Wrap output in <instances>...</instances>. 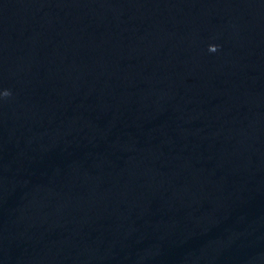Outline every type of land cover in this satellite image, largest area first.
<instances>
[{
    "label": "water",
    "instance_id": "obj_1",
    "mask_svg": "<svg viewBox=\"0 0 264 264\" xmlns=\"http://www.w3.org/2000/svg\"><path fill=\"white\" fill-rule=\"evenodd\" d=\"M0 264H264V0H0Z\"/></svg>",
    "mask_w": 264,
    "mask_h": 264
}]
</instances>
